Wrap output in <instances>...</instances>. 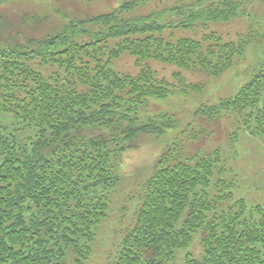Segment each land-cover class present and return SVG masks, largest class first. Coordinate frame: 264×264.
<instances>
[{
	"label": "trees",
	"instance_id": "trees-1",
	"mask_svg": "<svg viewBox=\"0 0 264 264\" xmlns=\"http://www.w3.org/2000/svg\"><path fill=\"white\" fill-rule=\"evenodd\" d=\"M149 1L69 20L42 38L14 27V37L0 39V116L15 120L13 128L0 124V264H84L123 180L124 154L139 136L171 132L108 264H173L196 235L201 251H189L185 264H264V204L236 198L221 151L203 150L223 123L230 147L240 131L264 138V56L233 97L201 106L186 125L174 114H149L150 101L201 94L204 86L173 73L174 86L143 64L219 79L245 57L251 38L172 40L164 33L228 22L250 0H196L137 14ZM124 54L134 57L136 76L115 71ZM44 67L53 71L48 80Z\"/></svg>",
	"mask_w": 264,
	"mask_h": 264
},
{
	"label": "rangeland",
	"instance_id": "rangeland-1",
	"mask_svg": "<svg viewBox=\"0 0 264 264\" xmlns=\"http://www.w3.org/2000/svg\"><path fill=\"white\" fill-rule=\"evenodd\" d=\"M124 1L129 0H11L0 3V39L10 40L11 36L14 37L16 32L14 27L19 32L22 31L23 33H20L25 38H42L50 29L58 32L69 20L78 21L86 16L109 12ZM195 1L150 0L136 13L146 15L161 12L173 6ZM243 10L244 13L228 22H201L186 29L166 30L164 37L172 40L180 38L201 40L204 35L215 33L227 43H237L248 38H251V42L245 57L236 59L234 66L217 80L200 73L180 70L170 64L153 60L143 62L150 66L159 78L173 82L174 86L178 84L173 78V73H180L186 85L204 86L201 94L177 93L166 99L151 100L150 110H147L149 114L156 112L174 114L180 125H186L193 120V113L201 106H212L220 99L233 97L249 81L264 56V0H250ZM25 21H28L26 25ZM114 69L118 73L130 76H136L140 70L135 64L134 57L129 54L117 59L114 62ZM42 72L47 80L53 73L47 67H44ZM179 89L177 87V92ZM0 124L13 128L15 120L12 115H1ZM231 128L230 126L229 130ZM172 135L174 134L171 132L163 138L139 136L135 141L137 148L124 154L120 166L123 180L111 195L107 218L95 228L96 239L92 256L84 264L110 262L121 235L133 217L139 186L150 174L154 160ZM227 135L226 125L223 123L216 135L206 142L203 150L221 151L224 178L236 184L234 191L236 198H243L249 206L264 204V138L253 137L245 131H240L236 145L230 147ZM189 251H192L195 257L200 253L198 235L194 237L189 249H182L176 254L173 264H185V256Z\"/></svg>",
	"mask_w": 264,
	"mask_h": 264
}]
</instances>
